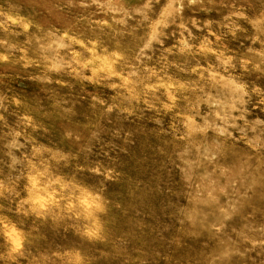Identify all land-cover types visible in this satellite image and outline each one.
I'll list each match as a JSON object with an SVG mask.
<instances>
[{
	"label": "rangeland",
	"instance_id": "rangeland-1",
	"mask_svg": "<svg viewBox=\"0 0 264 264\" xmlns=\"http://www.w3.org/2000/svg\"><path fill=\"white\" fill-rule=\"evenodd\" d=\"M0 264H264V0H0Z\"/></svg>",
	"mask_w": 264,
	"mask_h": 264
}]
</instances>
